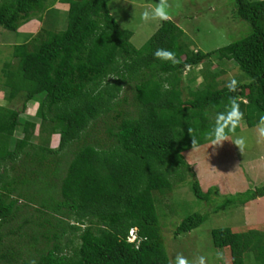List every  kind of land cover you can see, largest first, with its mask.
Wrapping results in <instances>:
<instances>
[{"label": "trees", "instance_id": "obj_1", "mask_svg": "<svg viewBox=\"0 0 264 264\" xmlns=\"http://www.w3.org/2000/svg\"><path fill=\"white\" fill-rule=\"evenodd\" d=\"M111 1L0 0V28L25 37L13 47L16 65L3 67L7 98L23 100L20 109L0 105L1 264H169L157 194L189 174L194 196L214 206V188H202L184 155L192 138L197 146L209 141L206 134L230 97L244 114L235 131L264 116V0H234L250 32L207 52L192 48L172 19L135 47L133 31L121 26ZM62 17L64 27L55 29ZM29 22L33 30L20 31ZM157 48L175 52L180 63L156 59ZM225 61L247 77H237L235 92L219 79ZM198 67L201 81L193 85L198 76L189 75L183 86V74ZM29 101L37 102L36 120L20 116ZM16 131L22 136L14 138ZM53 136L56 146L49 144ZM261 196L264 185L213 211ZM207 215L188 214L174 236ZM258 226L211 230L213 245L229 252L226 264H244L245 252L264 264Z\"/></svg>", "mask_w": 264, "mask_h": 264}, {"label": "rangeland", "instance_id": "obj_2", "mask_svg": "<svg viewBox=\"0 0 264 264\" xmlns=\"http://www.w3.org/2000/svg\"><path fill=\"white\" fill-rule=\"evenodd\" d=\"M156 3L157 0H112L110 3V9L121 26L133 31L131 42L137 48L141 47L154 34L162 22L159 20L144 22L141 19L142 12L146 9L150 10ZM168 4L171 19L184 30L185 37L192 48L203 52L215 50L240 39L251 30L249 24L238 17L234 0H168ZM55 7H59L62 12H66L68 8L66 4L59 2ZM63 17L60 22L55 23V29L64 27L65 19L63 20ZM35 26V23L29 22L22 26L20 31L33 30ZM40 28L41 26L35 31ZM0 29L2 30L0 32V105L20 109L22 97L17 96L12 100L7 98L9 89L4 85L3 67L8 62L12 63V67L16 65L13 47L14 44L23 42L25 37L13 31L3 30L2 27ZM213 66L215 69L218 68L215 64ZM222 66L225 71L219 79L223 80V84L230 78L237 80V77L243 76L247 79L233 61H225ZM199 69L198 67L184 73L182 85L187 83L189 75L198 76L193 83V85H197L201 81L198 74ZM183 92L184 95H187V90ZM124 94L129 97L132 95L130 90ZM36 107V101H29L26 111L21 112L20 116L24 119L36 120L33 115ZM255 126L248 127L242 122L241 128L234 134H230L229 141H225L221 146L211 147L209 140L195 149L191 148L186 151V161L202 188H214L216 194L213 199L214 206L213 203L208 206L206 202L194 196L191 191V183L194 178L189 174L170 192L157 194L159 199L157 212L169 261L177 253H182L189 259L194 255H203L207 258V264H226L227 260L229 261V252L226 253V250L213 245L210 234L212 229L258 223L259 226L256 228L264 230L261 225L264 223V196L251 199L244 205L228 204L216 212L213 211L214 207L226 199L264 185V143L257 142ZM21 136L19 131L14 134V138ZM38 136V130H36V140ZM236 137L246 139V147L242 153L230 142ZM49 144L56 146L57 142L50 141ZM196 211L208 214L204 222L190 232L175 237L173 234L175 224ZM19 222L20 219L15 220L14 225H7L4 231L15 227ZM10 238L25 240V237L18 235H11ZM6 239L8 237L5 235L4 240ZM218 252L222 254V258L217 257ZM243 256L244 264H262L255 259L254 252H245Z\"/></svg>", "mask_w": 264, "mask_h": 264}, {"label": "clouds", "instance_id": "obj_3", "mask_svg": "<svg viewBox=\"0 0 264 264\" xmlns=\"http://www.w3.org/2000/svg\"><path fill=\"white\" fill-rule=\"evenodd\" d=\"M168 0H157V3L153 8L146 9L141 14V19L144 22L150 20L169 21L171 16L169 14ZM154 57L161 61L171 62L172 64H178L180 61L177 59L175 52L165 49L157 48L153 53ZM190 65H185L186 69H189ZM238 81L235 78H230L225 87L230 92H235L238 88ZM167 85L165 88L167 89ZM244 114L240 110V105L236 97L229 98V104L225 110L217 113L215 122L206 134V139L210 140L211 147L221 146L225 141H229V133H235L236 128L239 126ZM255 131L257 133V142L264 143V116H261L256 123ZM232 142L242 153L246 147V139L244 137H236ZM197 141L192 138V148L197 147ZM218 258H222L221 253H217ZM31 264H35L32 261ZM169 264H207V258L203 255H194L191 259L184 256L182 253H177L173 259L169 261Z\"/></svg>", "mask_w": 264, "mask_h": 264}, {"label": "built area", "instance_id": "obj_4", "mask_svg": "<svg viewBox=\"0 0 264 264\" xmlns=\"http://www.w3.org/2000/svg\"><path fill=\"white\" fill-rule=\"evenodd\" d=\"M129 235H130L129 236V240H131V241H133L135 239V237H136L134 230H131L130 233H129Z\"/></svg>", "mask_w": 264, "mask_h": 264}, {"label": "crops", "instance_id": "obj_5", "mask_svg": "<svg viewBox=\"0 0 264 264\" xmlns=\"http://www.w3.org/2000/svg\"><path fill=\"white\" fill-rule=\"evenodd\" d=\"M57 8H59V7H57ZM51 141L52 142H58V138H57V136H53V138L51 139ZM186 153V152H185ZM185 153H184V155H185ZM253 224H258V223H251V224H247V225H253Z\"/></svg>", "mask_w": 264, "mask_h": 264}]
</instances>
